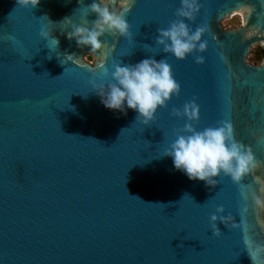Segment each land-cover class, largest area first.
Listing matches in <instances>:
<instances>
[{"label":"water","instance_id":"1","mask_svg":"<svg viewBox=\"0 0 264 264\" xmlns=\"http://www.w3.org/2000/svg\"><path fill=\"white\" fill-rule=\"evenodd\" d=\"M129 2L105 0L118 13ZM197 2L184 22L205 29L207 47L179 61L155 39L178 19L181 0H132V41L106 33L96 53L60 24L79 23L78 0H40L35 9L0 0V264H252L249 251L264 245V61L246 56L254 45L264 51V0ZM233 13L241 25L223 29ZM148 58L167 61L180 94L144 126L133 110L106 109L90 81L107 84L114 64ZM190 101L197 131L229 122L251 150L257 167L240 184L221 174L208 188L162 156L186 122L172 109ZM217 207L232 217L229 227L217 223L218 238L209 226Z\"/></svg>","mask_w":264,"mask_h":264},{"label":"clouds","instance_id":"2","mask_svg":"<svg viewBox=\"0 0 264 264\" xmlns=\"http://www.w3.org/2000/svg\"><path fill=\"white\" fill-rule=\"evenodd\" d=\"M131 2L132 0L129 2V9L118 13L110 10L105 0H93L87 6H83L82 0H78L82 5L77 10L80 14L79 23L65 17L60 24H67L71 28L67 33V39L75 40L77 47H87L90 52L96 53L107 47V41L102 42V37L106 33L132 41L129 24L125 19ZM16 3L20 8L35 9L40 0H16ZM198 12L197 0H181V5L175 12L178 19L171 22L167 29L157 30L156 47L162 46L164 53L173 55L179 61H183L190 54L203 53L207 47L206 41L201 42L205 29L197 27L192 31L184 22L194 20ZM90 14L96 16L92 22L88 20ZM41 36L44 34L41 33ZM49 37L50 34L44 39ZM51 39L58 47L59 41ZM144 47L151 48L148 45ZM67 57L73 58L70 55ZM48 58L51 59V56ZM195 62L202 64L204 59L196 55ZM90 83L92 91L106 109L124 114L126 109L133 110L137 113L136 123L144 126L154 122L158 108L166 107L173 96L180 94V85L174 80L171 66L165 59L157 62L148 58L135 65L116 63L113 65L110 82L99 85L95 81ZM198 113L199 107L195 101L185 103L182 111L172 109V116L183 117L186 122L182 128L175 130L176 138L162 156L170 157L174 168L183 172L189 180L204 182L208 188L216 187V178L221 174L230 177L233 183L240 184L242 178L257 167L258 162L251 150H245L244 146L235 140L233 126L229 122L197 131L194 125L198 121ZM223 212V207H217L216 214L210 216L209 226L213 237L218 238L222 234L217 227L218 222L229 227V221L232 220L231 215L225 217L222 215ZM236 227L237 224H231V228ZM260 254H264V245H257L254 252L249 251L252 264H256V258Z\"/></svg>","mask_w":264,"mask_h":264},{"label":"rangeland","instance_id":"3","mask_svg":"<svg viewBox=\"0 0 264 264\" xmlns=\"http://www.w3.org/2000/svg\"><path fill=\"white\" fill-rule=\"evenodd\" d=\"M241 15L238 13H235L234 15H230L228 18L223 19L220 22V25L223 29H235L238 28L241 25ZM259 45H254L251 47L249 54L246 56V60L248 63L252 65H259L262 61H264V55L257 59V55L260 50ZM84 59L88 62L91 61L89 57H84Z\"/></svg>","mask_w":264,"mask_h":264},{"label":"trees","instance_id":"4","mask_svg":"<svg viewBox=\"0 0 264 264\" xmlns=\"http://www.w3.org/2000/svg\"><path fill=\"white\" fill-rule=\"evenodd\" d=\"M264 55V51L262 49L259 50V53L257 55V59H259L260 57H262Z\"/></svg>","mask_w":264,"mask_h":264},{"label":"bare ground","instance_id":"5","mask_svg":"<svg viewBox=\"0 0 264 264\" xmlns=\"http://www.w3.org/2000/svg\"><path fill=\"white\" fill-rule=\"evenodd\" d=\"M235 13H233V15H234Z\"/></svg>","mask_w":264,"mask_h":264}]
</instances>
